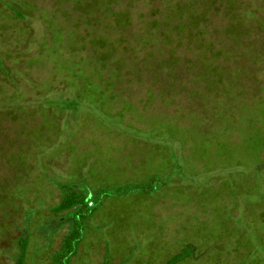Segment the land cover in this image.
<instances>
[{"label": "rangeland", "instance_id": "obj_1", "mask_svg": "<svg viewBox=\"0 0 264 264\" xmlns=\"http://www.w3.org/2000/svg\"><path fill=\"white\" fill-rule=\"evenodd\" d=\"M83 2L0 0V264H54L64 183L104 189L73 264H264V0Z\"/></svg>", "mask_w": 264, "mask_h": 264}, {"label": "trees", "instance_id": "obj_2", "mask_svg": "<svg viewBox=\"0 0 264 264\" xmlns=\"http://www.w3.org/2000/svg\"><path fill=\"white\" fill-rule=\"evenodd\" d=\"M110 1L114 2V0ZM84 2H87V0H84ZM111 2L105 5L106 10H111ZM98 3L100 4L98 0H93L92 5L90 4L89 6H86L85 4H83V11L89 12L90 9H92L91 11H93L94 9L99 7ZM19 6L20 5L18 3H15V5L7 3L6 8L7 10L13 12L18 18L25 17L26 12H24L23 8H20ZM178 6L179 8L174 11L175 14L182 15V13H187L190 15L189 19L186 22H181V26L177 28V31L179 33L183 32L184 30H188L190 27H194V25H198L204 18V16H202L203 14L196 15L191 11H184L183 5L181 4H179ZM112 13H114L113 15L116 25L120 28H127L132 25V15L130 11L123 10L117 12L114 11ZM157 27L158 20L154 21L153 25L151 26V30L155 31ZM211 82L214 84V80L212 78ZM59 185H62L64 187L65 193L61 201L51 209L52 212H54L56 215H59L62 212H66V216L71 218V223L63 237L61 247L52 255V261L54 262V264H73L72 259L76 255H78L81 245H83L86 241L85 229L87 220L97 210L99 205L98 202L100 203V194H102V191L104 189H72L71 187H73V185H68V183ZM26 223L28 222L26 221ZM28 235H30V233ZM28 235L26 234V236L23 237L20 236L17 240L19 241V252L17 256H15V264H26L29 243ZM190 255L191 254L189 250H184L167 259L165 264H181L187 258H189ZM101 264H109L108 255L105 257L104 261Z\"/></svg>", "mask_w": 264, "mask_h": 264}]
</instances>
